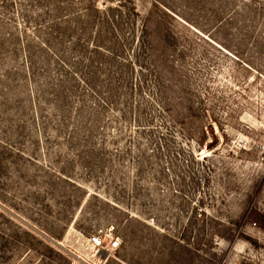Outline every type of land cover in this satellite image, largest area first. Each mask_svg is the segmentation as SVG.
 <instances>
[{
    "label": "rangeland",
    "instance_id": "obj_1",
    "mask_svg": "<svg viewBox=\"0 0 264 264\" xmlns=\"http://www.w3.org/2000/svg\"><path fill=\"white\" fill-rule=\"evenodd\" d=\"M264 264V0H0V264Z\"/></svg>",
    "mask_w": 264,
    "mask_h": 264
},
{
    "label": "built area",
    "instance_id": "obj_2",
    "mask_svg": "<svg viewBox=\"0 0 264 264\" xmlns=\"http://www.w3.org/2000/svg\"><path fill=\"white\" fill-rule=\"evenodd\" d=\"M88 242L95 250L96 262L94 264H106L108 258L119 248V238L111 229L99 231L88 236Z\"/></svg>",
    "mask_w": 264,
    "mask_h": 264
}]
</instances>
